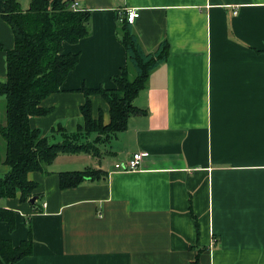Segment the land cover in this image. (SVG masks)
I'll use <instances>...</instances> for the list:
<instances>
[{
  "label": "crops",
  "instance_id": "crops-1",
  "mask_svg": "<svg viewBox=\"0 0 264 264\" xmlns=\"http://www.w3.org/2000/svg\"><path fill=\"white\" fill-rule=\"evenodd\" d=\"M21 1L27 10L31 0ZM75 1L92 13L90 35L64 44L80 60L62 91L45 99L52 113L31 120L43 137L83 125L80 90L115 88L127 64L118 22L126 11L140 13L131 26L144 51L167 41L170 56L135 100L145 114L133 116L98 161L62 154L48 176L30 173L41 210L19 197L1 203L17 222L13 232L0 223V240L18 247L32 229L33 255L16 264H264V0ZM0 42L5 82L6 51L15 45L2 16ZM92 101V115L101 111L108 123L107 102ZM0 108L1 128L4 98ZM5 152L0 133V177L9 171ZM135 153L141 169L116 170ZM92 163L105 179L59 189L65 168Z\"/></svg>",
  "mask_w": 264,
  "mask_h": 264
},
{
  "label": "trees",
  "instance_id": "trees-1",
  "mask_svg": "<svg viewBox=\"0 0 264 264\" xmlns=\"http://www.w3.org/2000/svg\"><path fill=\"white\" fill-rule=\"evenodd\" d=\"M4 1L5 9L0 16L13 30L15 48L6 51L7 79L0 82V98L4 97L6 103V125L0 128L6 147L3 163L9 168L0 178V199L19 197L21 203L30 204L35 196L42 197L36 193L38 184L29 180L30 173L48 176V167L62 154L101 158L102 148L128 130L129 120L145 114L135 100L146 88L150 74L168 60L170 45L164 41L156 51L145 52L126 17H118L127 64L113 77L115 88L80 90L85 98L80 108L84 123L76 133L59 127L62 141L53 144L41 131L31 127V120L52 113L51 108L43 107L45 99L62 91L63 83L80 60L78 54L64 53V44L73 45L90 35L92 13L75 9V0H31L27 10L22 9L19 0ZM4 50L0 42V51ZM93 96L107 102L108 123L101 111L98 118L92 115ZM58 175L59 189L63 191L103 180L108 173L91 167L62 171ZM34 206L35 210H41L35 203ZM5 222L10 232L16 229L15 211L0 208V223ZM28 234V239L18 247L11 240H0V264H16L33 255L31 225Z\"/></svg>",
  "mask_w": 264,
  "mask_h": 264
},
{
  "label": "built area",
  "instance_id": "built-area-1",
  "mask_svg": "<svg viewBox=\"0 0 264 264\" xmlns=\"http://www.w3.org/2000/svg\"><path fill=\"white\" fill-rule=\"evenodd\" d=\"M78 5L79 4L76 2L73 7L75 9H78ZM126 12H127L126 19L130 25L133 24L136 21V19H138L140 16V13L138 12L137 9H130ZM142 161H143L142 154L141 153H135L131 157V159H129L128 162L117 163L115 165V168L118 171L121 170V171H125V172H135L136 170L141 169Z\"/></svg>",
  "mask_w": 264,
  "mask_h": 264
},
{
  "label": "rangeland",
  "instance_id": "rangeland-1",
  "mask_svg": "<svg viewBox=\"0 0 264 264\" xmlns=\"http://www.w3.org/2000/svg\"><path fill=\"white\" fill-rule=\"evenodd\" d=\"M19 1H21V0H19ZM22 2V5H23V1H21ZM2 98H4V97H2ZM1 109V108H0ZM4 114V113H3ZM1 118L3 119V117L1 116ZM48 138H49V141H50V143H53V144H56V143H59V142H61V140H62V137L61 136H59L57 133H56V131H54V132H49L48 133ZM78 155V154H77ZM81 156H84L85 157V155L84 154H82ZM77 157V156H76ZM76 157H71V158H76ZM107 157V156H106ZM95 159H97V157L95 158ZM99 159H97V161H98ZM91 167H95V163H92L91 164ZM90 167V168H91ZM81 167H77V168H65L66 170H71V171H77L78 169H80ZM4 176H2V177H0V178H3ZM5 201V198L4 199H0V208H2V206H1V203H3Z\"/></svg>",
  "mask_w": 264,
  "mask_h": 264
},
{
  "label": "water",
  "instance_id": "water-1",
  "mask_svg": "<svg viewBox=\"0 0 264 264\" xmlns=\"http://www.w3.org/2000/svg\"><path fill=\"white\" fill-rule=\"evenodd\" d=\"M37 200H38V198L35 196L34 198H32V199L30 200V204H31V205H34V203H35Z\"/></svg>",
  "mask_w": 264,
  "mask_h": 264
}]
</instances>
